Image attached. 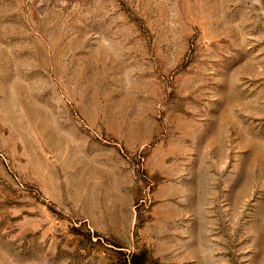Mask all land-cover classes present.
<instances>
[{
  "label": "rangeland",
  "instance_id": "1",
  "mask_svg": "<svg viewBox=\"0 0 264 264\" xmlns=\"http://www.w3.org/2000/svg\"><path fill=\"white\" fill-rule=\"evenodd\" d=\"M264 264V0H0V264Z\"/></svg>",
  "mask_w": 264,
  "mask_h": 264
},
{
  "label": "trees",
  "instance_id": "2",
  "mask_svg": "<svg viewBox=\"0 0 264 264\" xmlns=\"http://www.w3.org/2000/svg\"><path fill=\"white\" fill-rule=\"evenodd\" d=\"M135 264H137L136 262H134Z\"/></svg>",
  "mask_w": 264,
  "mask_h": 264
}]
</instances>
